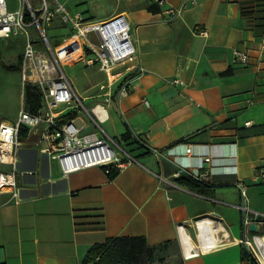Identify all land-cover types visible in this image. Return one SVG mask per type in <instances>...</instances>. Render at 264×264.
I'll list each match as a JSON object with an SVG mask.
<instances>
[{"label":"crops","instance_id":"obj_1","mask_svg":"<svg viewBox=\"0 0 264 264\" xmlns=\"http://www.w3.org/2000/svg\"><path fill=\"white\" fill-rule=\"evenodd\" d=\"M59 1L71 12L69 0ZM183 1L111 0L72 10L96 20L123 13L137 54L116 66L123 72L114 81L112 98H92L98 88L82 96L76 92L82 102L104 105L106 116L96 120L98 125L78 108L64 116L70 114L67 119L84 133L116 140L137 162L113 178L101 166L63 176L58 161L41 153L36 135L28 134L34 137L31 144L20 141L16 150L20 198L11 191L0 194V264H91L84 261L90 247L120 235L143 236L156 246L149 264H246L242 251L247 248L238 242L244 236L264 258L258 244L264 234L259 177L264 170V0H255L250 26L241 17L240 0H185L171 16ZM150 5L158 10L150 11ZM90 8L101 17L87 14ZM235 48L248 54L247 61L234 58ZM138 66L143 71L131 90L118 97L122 79L139 75ZM175 77L183 84L169 82ZM0 171L11 172L12 166L0 163ZM202 171L207 172L203 181L195 180L193 174ZM238 183L244 186L245 212ZM200 218L205 219L197 227ZM210 219L221 227L203 234L200 222ZM179 223L186 227L182 238ZM252 223L256 230L249 228ZM182 241L195 253L185 256Z\"/></svg>","mask_w":264,"mask_h":264},{"label":"built area","instance_id":"obj_2","mask_svg":"<svg viewBox=\"0 0 264 264\" xmlns=\"http://www.w3.org/2000/svg\"><path fill=\"white\" fill-rule=\"evenodd\" d=\"M156 1L162 3L163 0ZM39 3L36 8L29 0H25L23 7L11 11L7 9L6 0H0V38L19 34L24 36L19 70L21 85L23 90L26 85L37 87L42 98V106L36 113H30L22 107L14 122L0 121V163H8L12 166L11 172L0 171V194L11 191L12 195L16 196V200L20 198L14 173L18 162L16 150L21 144L18 138L21 127L27 128L28 134L36 135L39 151L58 161L63 176L90 166H101L105 172H109L111 168L120 170L137 162L133 155L125 151L108 135H97L95 132L84 133L83 127L76 124L73 119L62 118L67 110L84 107V104L64 73L58 56L51 48L48 36L41 26V22L46 24L55 18L65 24L71 33L83 42L86 48V65H95L103 71L107 76V86H111L123 72L116 69V66L124 61H132L137 54L136 43L125 15L118 13L96 20L85 18L80 12H70L59 0H40ZM184 3L185 0L178 8L171 9V16L175 15ZM34 26L41 31V36H38L40 44L42 46L46 44L48 50L38 47L37 39L31 36L29 27ZM201 33L207 34L206 30H201ZM261 43L264 46V38ZM233 54L236 60L245 62L248 59V54L238 48L234 49ZM123 69H127V66ZM138 69L139 75L122 79L118 87V97L131 90L133 81L143 71L141 66H138ZM169 82L175 85L183 84L177 77ZM100 87L103 88L104 85ZM86 110L95 122L106 116L104 105L95 104L90 110ZM152 151L163 155L156 149ZM186 152L190 153L191 148H186ZM205 161H209L208 156L205 157ZM179 174L180 171L177 170L175 175ZM206 175L207 172L202 171L194 173L193 177L202 182ZM259 177L264 181V170H261ZM238 187L242 196L240 206L245 212L248 207L243 202L244 186L238 183ZM202 219L205 218L195 220L197 227L198 221ZM184 227V223L178 224L181 238ZM221 234L224 235L223 231ZM238 242L246 246L257 264H264V258L258 255L254 245L246 236L240 238ZM182 252L185 256H190L195 253V250L187 253L182 241Z\"/></svg>","mask_w":264,"mask_h":264},{"label":"rangeland","instance_id":"obj_3","mask_svg":"<svg viewBox=\"0 0 264 264\" xmlns=\"http://www.w3.org/2000/svg\"><path fill=\"white\" fill-rule=\"evenodd\" d=\"M8 8L11 10L20 9L23 7L25 0H6ZM33 6L36 8L39 6L40 0H29ZM91 1V2H90ZM69 0L68 6L71 7V12L75 8L80 9L83 7L96 6L103 3H111V0ZM78 4L79 6H74ZM93 7V8H94ZM73 13V12H72ZM87 14L94 16L95 18L101 17L97 16V12L90 8ZM53 21V20H52ZM47 24V23H46ZM42 24V30H44L48 36V41L53 49V51L58 56L60 65L71 81L76 92L82 96L83 94L90 93L92 90H96L95 95L92 98L107 99L112 98L116 89H114L115 83L111 86H107V78H105V73L97 69V66L86 65L85 63V53L86 48L83 42L73 35L70 29L65 26V24L57 22L56 18L54 22L50 24ZM30 34L32 37L37 38L36 42L38 47L48 50V46L45 44L42 46L39 42V37L41 36V31L37 26L30 29ZM23 37L21 34L17 36H11L9 38H0V120L4 119L9 122H14L18 113L23 106L24 96L23 88L20 80L19 70L16 68H6L4 64H17L18 55L21 53ZM117 82V81H116ZM101 85L104 87L99 88ZM118 91V90H117ZM117 101V97L114 99ZM84 106L89 108L94 105L97 100L95 99H84ZM117 106V105H116ZM78 114L86 116L89 119V114L87 110L80 106L78 109ZM118 110V108H117ZM119 112V110H118ZM102 126H105L102 123ZM99 130L98 127H96ZM33 136H26L25 138L19 139L22 142V146H29ZM29 158L26 157V161ZM19 173L17 174V179L19 181ZM262 242L258 243L261 248H264V234L260 237ZM255 243V242H254Z\"/></svg>","mask_w":264,"mask_h":264},{"label":"trees","instance_id":"obj_4","mask_svg":"<svg viewBox=\"0 0 264 264\" xmlns=\"http://www.w3.org/2000/svg\"><path fill=\"white\" fill-rule=\"evenodd\" d=\"M255 0H240V14L246 21L247 26H250L253 22ZM150 11H157L158 7L155 5L148 6ZM22 55L19 56L17 64H9L4 66L6 68H16L20 70ZM230 70H226L222 74L229 73ZM42 106V98L39 89L35 86L26 85L24 88V109L30 113H36ZM71 117L70 114L64 116L63 119ZM28 135V130L25 127L19 129L18 138L22 139ZM129 136V132L123 134L122 137ZM134 140L138 141L135 136ZM118 169L111 168L109 172H106L109 178H113ZM156 246H150L146 243L143 236H111L107 237L102 243L93 244L84 257V261L91 262V264H149L156 256ZM242 259L246 261V264H257L256 260L251 254L244 250L242 251Z\"/></svg>","mask_w":264,"mask_h":264},{"label":"bare ground","instance_id":"obj_5","mask_svg":"<svg viewBox=\"0 0 264 264\" xmlns=\"http://www.w3.org/2000/svg\"><path fill=\"white\" fill-rule=\"evenodd\" d=\"M220 227L221 226L216 225V223L212 221V219L200 222V228L203 234H208L209 232H215L216 230L220 229ZM183 243H184L187 253H189L190 251H193V249L196 250V248L192 247L190 244H188V242L184 241Z\"/></svg>","mask_w":264,"mask_h":264},{"label":"water","instance_id":"obj_6","mask_svg":"<svg viewBox=\"0 0 264 264\" xmlns=\"http://www.w3.org/2000/svg\"><path fill=\"white\" fill-rule=\"evenodd\" d=\"M249 228H250L251 230H256V229L258 228V224H256V223H252V224H250Z\"/></svg>","mask_w":264,"mask_h":264}]
</instances>
